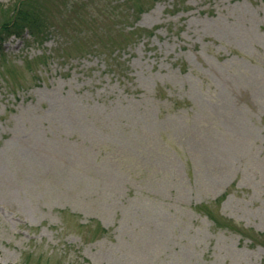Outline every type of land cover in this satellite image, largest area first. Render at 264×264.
<instances>
[{
  "label": "rangeland",
  "instance_id": "obj_1",
  "mask_svg": "<svg viewBox=\"0 0 264 264\" xmlns=\"http://www.w3.org/2000/svg\"><path fill=\"white\" fill-rule=\"evenodd\" d=\"M48 13L0 46V264H264V0Z\"/></svg>",
  "mask_w": 264,
  "mask_h": 264
},
{
  "label": "trees",
  "instance_id": "obj_2",
  "mask_svg": "<svg viewBox=\"0 0 264 264\" xmlns=\"http://www.w3.org/2000/svg\"><path fill=\"white\" fill-rule=\"evenodd\" d=\"M49 3L50 0H14L8 4L0 3V14H5L0 21V46L7 38L20 37L25 32L34 38L43 35L47 26ZM78 10L80 11V8ZM138 11H140V7H138ZM211 219L214 223L218 221L213 216ZM224 220L226 221V219ZM226 227L243 236L252 239L255 237L250 231L236 228L230 222Z\"/></svg>",
  "mask_w": 264,
  "mask_h": 264
}]
</instances>
